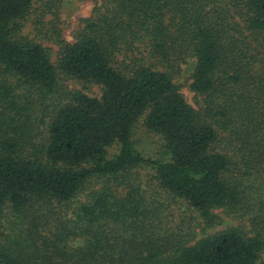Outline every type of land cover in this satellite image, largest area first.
<instances>
[{
  "label": "trees",
  "instance_id": "1",
  "mask_svg": "<svg viewBox=\"0 0 264 264\" xmlns=\"http://www.w3.org/2000/svg\"><path fill=\"white\" fill-rule=\"evenodd\" d=\"M95 1L69 41L58 0H0V264H264V0ZM176 199L250 229H165Z\"/></svg>",
  "mask_w": 264,
  "mask_h": 264
},
{
  "label": "rangeland",
  "instance_id": "2",
  "mask_svg": "<svg viewBox=\"0 0 264 264\" xmlns=\"http://www.w3.org/2000/svg\"><path fill=\"white\" fill-rule=\"evenodd\" d=\"M60 4L61 18L64 26V35L69 41H73L74 35L82 27L83 19L92 15L95 7V0H58ZM52 46V58L56 62L58 58L59 46ZM195 60L194 58H188L186 62L181 64V71L176 78V82L185 94L187 101L194 107H198L197 96L189 87L191 82V75L194 71ZM64 83L71 89L82 90L90 96L99 97L102 93V87L94 82L82 81L76 78L67 77ZM139 143L140 150L145 152L147 157L153 159H160L165 157L163 154V140L162 137L156 133L150 131L139 130ZM142 184L148 189L149 197H156L157 192L154 186H151L153 180V169L150 166L141 168L138 173ZM153 189V190H151ZM158 191V190H157ZM86 192V191H85ZM85 192L81 193L78 197L73 199L71 203V210L78 206L81 202L85 201ZM159 198V196H157ZM221 221L213 228H207L205 222L190 208L186 203L180 199H176L169 210L164 211V227L176 228L178 231L181 229L184 232H191L194 230V237L197 239L205 236L209 233L225 230L230 227L241 226L245 230L249 231L248 222L244 219L228 215L224 210H217ZM192 227V229H190ZM180 228V229H179Z\"/></svg>",
  "mask_w": 264,
  "mask_h": 264
}]
</instances>
